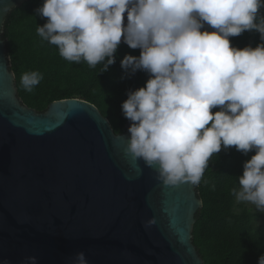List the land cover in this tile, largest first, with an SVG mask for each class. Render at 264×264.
I'll list each match as a JSON object with an SVG mask.
<instances>
[{
    "label": "clouds",
    "instance_id": "1",
    "mask_svg": "<svg viewBox=\"0 0 264 264\" xmlns=\"http://www.w3.org/2000/svg\"><path fill=\"white\" fill-rule=\"evenodd\" d=\"M261 8L264 0H43L34 11L47 18L37 26L38 36L57 46L66 61L101 65L103 73L115 62L121 37L129 48L140 49L139 57L125 55L120 62L129 75L149 74L145 86L128 91L121 104L132 122L125 155L154 168L165 186H197L222 145L245 155L255 149L231 194L236 204L249 203L264 213ZM205 22L215 30H202ZM246 30L257 31L262 43L230 46L229 37ZM42 79L33 70L22 73L20 82L32 92ZM217 106L219 111L210 112ZM155 223L153 217L144 226ZM26 259L37 264L36 257ZM72 264H87L84 253H76ZM257 264H264V254Z\"/></svg>",
    "mask_w": 264,
    "mask_h": 264
},
{
    "label": "water",
    "instance_id": "2",
    "mask_svg": "<svg viewBox=\"0 0 264 264\" xmlns=\"http://www.w3.org/2000/svg\"><path fill=\"white\" fill-rule=\"evenodd\" d=\"M24 1L0 0V264H72L78 252L87 264H204L192 234L196 186H165L125 155L131 121L115 133L80 97L44 111L22 103L2 33Z\"/></svg>",
    "mask_w": 264,
    "mask_h": 264
},
{
    "label": "trees",
    "instance_id": "3",
    "mask_svg": "<svg viewBox=\"0 0 264 264\" xmlns=\"http://www.w3.org/2000/svg\"><path fill=\"white\" fill-rule=\"evenodd\" d=\"M42 3L43 0H26L13 8L5 19L2 37L10 69L15 75L18 97L38 111H44L55 99L84 98L108 118L115 133L123 132L127 119L121 104L127 99L128 91L145 86L149 74L137 70L129 75L120 62L125 55L139 57L140 49L120 43L114 53L115 62L103 73L99 72L101 65L90 68L84 61H66L59 55L57 46L42 41L36 32L37 26L47 22L46 17L34 11ZM258 14L264 16V8ZM202 30L215 29L205 22ZM229 40L230 46L238 49L248 45L255 48L262 43L255 30H246ZM33 70L41 72L43 79L32 92H27L20 78L22 73ZM219 110L217 106L210 112ZM253 155L255 149L245 155L235 146L225 150L222 145L221 151L210 157L201 182L196 186L202 207L195 214L192 234L204 264H257L264 254V213L256 211L254 205L236 204L231 194L233 187H239L237 178L243 173V163Z\"/></svg>",
    "mask_w": 264,
    "mask_h": 264
},
{
    "label": "rangeland",
    "instance_id": "4",
    "mask_svg": "<svg viewBox=\"0 0 264 264\" xmlns=\"http://www.w3.org/2000/svg\"><path fill=\"white\" fill-rule=\"evenodd\" d=\"M246 204L251 205V204H249V203H246Z\"/></svg>",
    "mask_w": 264,
    "mask_h": 264
}]
</instances>
